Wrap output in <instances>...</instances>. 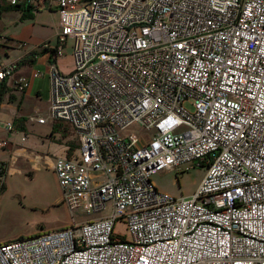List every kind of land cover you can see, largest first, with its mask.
<instances>
[{
  "label": "built area",
  "instance_id": "1",
  "mask_svg": "<svg viewBox=\"0 0 264 264\" xmlns=\"http://www.w3.org/2000/svg\"><path fill=\"white\" fill-rule=\"evenodd\" d=\"M4 1L57 8L37 48L54 59L48 118L74 127L80 155L54 170L71 211H109L1 243L0 264H264V0ZM11 46L25 42L0 33ZM18 67L0 61V80ZM195 160L193 195L158 190L153 174Z\"/></svg>",
  "mask_w": 264,
  "mask_h": 264
},
{
  "label": "crops",
  "instance_id": "2",
  "mask_svg": "<svg viewBox=\"0 0 264 264\" xmlns=\"http://www.w3.org/2000/svg\"><path fill=\"white\" fill-rule=\"evenodd\" d=\"M29 8L33 17L23 18L22 10ZM58 21L57 8L40 5H22L21 10L6 11L0 16V33L17 42H25L22 49L0 47L1 62L19 61L18 69L6 78L8 91L0 108V140L9 142L7 147H0V164L8 175L51 170L57 178L54 170L57 157L78 158L80 155L74 127L68 122L48 118L51 103L49 66L54 59L51 50L37 46L44 40H55ZM65 56L70 59L67 65L62 61ZM56 62L61 72L73 71L72 52L66 50ZM42 65L46 67L45 71L35 77L34 72ZM20 78L29 82L25 89L19 87ZM39 117H47V120L39 122ZM8 123L13 124V129H7Z\"/></svg>",
  "mask_w": 264,
  "mask_h": 264
},
{
  "label": "rangeland",
  "instance_id": "3",
  "mask_svg": "<svg viewBox=\"0 0 264 264\" xmlns=\"http://www.w3.org/2000/svg\"><path fill=\"white\" fill-rule=\"evenodd\" d=\"M67 50L73 51L72 40ZM62 61L67 65L70 59L65 56ZM45 68L39 66V71L44 72ZM207 170L206 163L195 160L156 172L152 180L160 192L175 198L189 197L196 192ZM10 174L5 175L0 191V242L64 228L74 221L82 222L109 211L91 214H82L78 208L71 211L51 170ZM116 230L128 234L125 222H118Z\"/></svg>",
  "mask_w": 264,
  "mask_h": 264
},
{
  "label": "trees",
  "instance_id": "4",
  "mask_svg": "<svg viewBox=\"0 0 264 264\" xmlns=\"http://www.w3.org/2000/svg\"><path fill=\"white\" fill-rule=\"evenodd\" d=\"M22 6L20 5H9L7 4L4 0H0V16L6 12V11H11V10H21ZM23 18L26 17H33V14L31 12V8L29 9H23ZM8 91V86L6 84V79L4 80H0V108L3 102V98L5 96V94ZM3 165V164H2ZM4 187V183L0 186V191L2 190V188Z\"/></svg>",
  "mask_w": 264,
  "mask_h": 264
}]
</instances>
